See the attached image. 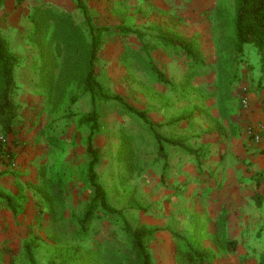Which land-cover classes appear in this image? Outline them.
Segmentation results:
<instances>
[{"label": "rangeland", "instance_id": "obj_1", "mask_svg": "<svg viewBox=\"0 0 264 264\" xmlns=\"http://www.w3.org/2000/svg\"><path fill=\"white\" fill-rule=\"evenodd\" d=\"M80 2L90 23L76 0L3 1L0 32L18 58L13 134L22 140L0 131L15 157L9 173L0 174V192L17 212L0 199V264H80L88 249L98 257L93 264L125 263L127 237L116 217L98 212L87 233L79 227L93 198L85 179L84 121L92 106L79 85L90 27L109 29L97 51V81L148 119L145 124L113 101L95 100L96 173L109 207L133 227L154 230L146 239L153 264H184L183 241L205 253L207 264H257L264 252V191L250 205L247 188L235 203L229 183L220 194L227 172L216 171L221 153L228 165L235 160L241 135L253 141L241 111L249 92L264 88L255 47L247 44L243 57L234 54L235 0ZM35 19L43 21L38 35ZM164 37L190 44L193 57L165 48ZM148 61L168 85L153 76ZM154 133L197 154L163 143L159 157ZM233 238L230 252L225 244Z\"/></svg>", "mask_w": 264, "mask_h": 264}, {"label": "trees", "instance_id": "obj_2", "mask_svg": "<svg viewBox=\"0 0 264 264\" xmlns=\"http://www.w3.org/2000/svg\"><path fill=\"white\" fill-rule=\"evenodd\" d=\"M3 1L0 0V11L3 6ZM17 3H21L24 0H15ZM76 6L81 10L85 22L90 23L89 16L86 9L81 4L80 0H76ZM46 18L44 17V22ZM43 21L37 19L34 20V29L36 34L41 32ZM234 54L239 57H243L244 49L247 44H251L255 47L259 59H260V74L264 78V0H235V12H234ZM64 29L63 27H61ZM67 33H72L74 27L65 28ZM64 29V30H65ZM108 28L90 27V41L89 46L85 53V63L81 68L79 76V85H82L85 92L88 94L91 100L92 109L89 111L84 121L88 124V135L85 142V153L89 158V163L86 168V181L89 187L92 189L93 198L89 206L83 213L79 220V227L83 233H87L89 226L94 220L100 218L98 212H102L103 215L108 217H116V220L120 223V228L124 235L127 237V250L129 251L127 257L119 259L120 263L126 264H153L152 257L148 251L146 239L154 233V230L146 227H133L128 220L122 215L121 211L114 210L109 207L105 189L99 183L96 167L100 161V153L94 143V138L99 130V117L95 107L96 98L113 101L120 106V108L134 117L141 120L143 123H148L146 114L140 112L135 108L128 105L120 96L108 95L103 89L102 85L97 81L96 75V57L97 51L101 42V35L107 32ZM121 33H130L131 31L126 27L118 28ZM71 38V37H70ZM167 43L176 48L180 55H188L193 57V51L190 44L180 42L177 40H167ZM232 60V59H231ZM235 60V59H234ZM233 61V60H232ZM18 66V58L9 49L7 42L3 38L0 32V131L5 136L11 135L17 122V108L13 103V96L16 89L15 86V68ZM153 76L160 82L167 83L168 80L164 75L154 66L149 67ZM54 81L48 82L51 85ZM62 82L61 79L57 80L54 85L59 87ZM154 138L158 143V156L164 158V149L162 147L163 142H168L173 146H178L188 153L195 154L196 152L190 147L185 145L181 140H166L154 134ZM9 145L3 146L0 149V156L2 153L11 154L12 151ZM10 155V156H11ZM3 160H6L2 156ZM0 199H2L7 208L16 214L13 199L4 193H0ZM261 196L255 198L259 201ZM182 244V260L184 264H207L208 259L205 253H199L197 250L191 247L186 241ZM235 241H226L227 251L235 250ZM81 258L80 264H93L98 257L94 255L92 249H88ZM27 255L32 259L30 249L27 248ZM124 263V264H125ZM111 264H118L116 261ZM257 264H264V252L259 256Z\"/></svg>", "mask_w": 264, "mask_h": 264}, {"label": "crops", "instance_id": "obj_3", "mask_svg": "<svg viewBox=\"0 0 264 264\" xmlns=\"http://www.w3.org/2000/svg\"><path fill=\"white\" fill-rule=\"evenodd\" d=\"M130 30V29H129ZM131 31V30H130ZM133 32L131 31L130 33H125V34H132ZM162 40V44L163 46L167 49L169 48V50L171 51H176L179 52L176 48H174L171 44L167 43V40H177L180 41L178 39H173V38H161ZM181 42V41H180ZM183 42V41H182ZM151 62L148 61V65H153L150 64ZM155 66V65H154ZM156 67V66H155ZM164 77L168 80L167 83H165L166 85L169 84V78H167V76L164 74V72H162L161 70H159ZM262 82H264V78H262ZM260 79V80H261ZM261 82V81H260ZM163 83V82H161ZM254 90V89H251ZM247 104L246 106L243 105L244 109H242V114L246 117L245 121L247 120V123H249L246 130H253L251 132V134H257L259 136V141L255 142L254 141V136H253V141L247 140V136L243 134V136H240V139L236 140L238 143H240V149L238 152H236V154H233V156L235 157V160L231 163H229V165L227 163L224 162L225 157L223 159L222 157V153L220 154L219 157V162H218V169L216 170L217 172L220 171H226V178L228 179V181L221 186V191L220 194L223 193V189H228V183L229 186H231L232 190H228L227 191V195H231L232 197H236L234 199L235 203H240L241 199L239 198H243L244 196V192H246L247 188H250L252 192H250L251 194H249L248 197H246V201L250 204L253 205V199H255L258 196H262L263 195V187H264V88H262L261 91H259L258 93L254 91H252L251 93L249 92L248 96L246 99ZM242 115V116H243ZM147 118V117H146ZM141 121V120H140ZM148 121V119H147ZM142 122V121H141ZM148 124V123H145ZM243 131V130H242ZM17 133V132H15ZM15 133L13 135L12 138H14V141H16L17 139H19V142L22 140V136L20 135H15ZM156 134V133H154ZM160 136V135H159ZM21 137V138H19ZM25 139V138H24ZM155 139V138H154ZM169 140V139H167ZM18 141V140H17ZM16 141V143H17ZM156 141V140H155ZM157 143V142H156ZM163 143H168V142H163ZM162 143V147L164 149ZM235 143V142H234ZM169 145H171L170 143H168ZM21 145V144H20ZM25 145V142L22 144ZM174 148H179L178 146H173ZM189 147V146H188ZM11 149V148H10ZM192 149V148H191ZM183 150V149H182ZM193 150V149H192ZM12 151V149H11ZM185 152L186 155L192 154V153H188L185 150H183ZM197 154V151L194 150ZM11 155V154H10ZM157 155H158V143H157ZM13 158L14 157V153H12ZM10 156V158H11ZM222 157V158H221ZM10 164L11 161H3L0 158V174L1 173H9L8 170L10 168ZM3 193V192H0ZM2 200V199H1ZM229 241H238L236 238H233Z\"/></svg>", "mask_w": 264, "mask_h": 264}, {"label": "built area", "instance_id": "obj_4", "mask_svg": "<svg viewBox=\"0 0 264 264\" xmlns=\"http://www.w3.org/2000/svg\"><path fill=\"white\" fill-rule=\"evenodd\" d=\"M243 104H244V106H246V104H247V102H246V100H244V102H243ZM253 136H254V141L255 142H258L260 139H259V136L257 135V134H254L253 133ZM3 146H6V138L4 137V136H2V135H0V149L3 147ZM2 156H4L5 158H6V160H3L2 159ZM0 158L3 160V161H8V162H10V155L9 154H6L5 155V153H2V155L0 156Z\"/></svg>", "mask_w": 264, "mask_h": 264}]
</instances>
